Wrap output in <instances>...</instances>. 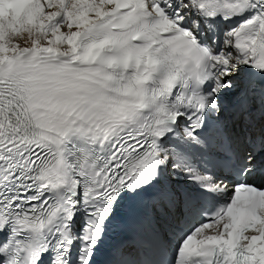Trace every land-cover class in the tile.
<instances>
[{"label": "snow or ice", "instance_id": "snow-or-ice-1", "mask_svg": "<svg viewBox=\"0 0 264 264\" xmlns=\"http://www.w3.org/2000/svg\"><path fill=\"white\" fill-rule=\"evenodd\" d=\"M0 264H264V0H0Z\"/></svg>", "mask_w": 264, "mask_h": 264}]
</instances>
